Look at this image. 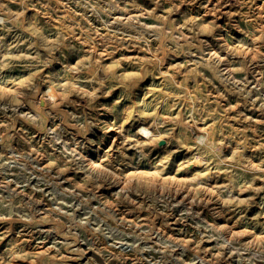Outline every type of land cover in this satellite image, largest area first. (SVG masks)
Instances as JSON below:
<instances>
[{
  "label": "rangeland",
  "instance_id": "obj_1",
  "mask_svg": "<svg viewBox=\"0 0 264 264\" xmlns=\"http://www.w3.org/2000/svg\"><path fill=\"white\" fill-rule=\"evenodd\" d=\"M15 263L264 264V0H0Z\"/></svg>",
  "mask_w": 264,
  "mask_h": 264
},
{
  "label": "bare ground",
  "instance_id": "obj_2",
  "mask_svg": "<svg viewBox=\"0 0 264 264\" xmlns=\"http://www.w3.org/2000/svg\"><path fill=\"white\" fill-rule=\"evenodd\" d=\"M207 66H209L210 67V69H211V71L214 73V75H217V72H216V70H215V68L213 67V65L212 64H208ZM33 108V107H32ZM40 116H41V114H40ZM144 131H147L148 130V128H145V129H143ZM142 135H144L145 137H147L146 135V133H143ZM149 139H147V143H151L152 144V146L153 145H155V143H156V140H157V138L155 137V135L153 134V136H150V137H148ZM219 151L221 150V147H218L217 148ZM186 154H188V151H186ZM199 163H201L199 160H196L195 161V164L196 165H200V167L203 165V164H199ZM94 164V163H93ZM94 166L95 167H98V168H101V170L103 171L104 170V166L102 165V164H99V163H96V165L94 164ZM131 175V174H130ZM130 175H128V176H130ZM15 264H17V263H15Z\"/></svg>",
  "mask_w": 264,
  "mask_h": 264
}]
</instances>
